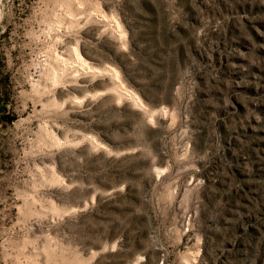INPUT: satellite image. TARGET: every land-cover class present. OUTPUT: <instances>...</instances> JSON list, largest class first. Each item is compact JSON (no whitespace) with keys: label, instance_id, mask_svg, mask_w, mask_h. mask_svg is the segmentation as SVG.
<instances>
[{"label":"rangeland","instance_id":"1","mask_svg":"<svg viewBox=\"0 0 264 264\" xmlns=\"http://www.w3.org/2000/svg\"><path fill=\"white\" fill-rule=\"evenodd\" d=\"M0 264H264V0H0Z\"/></svg>","mask_w":264,"mask_h":264},{"label":"trees","instance_id":"2","mask_svg":"<svg viewBox=\"0 0 264 264\" xmlns=\"http://www.w3.org/2000/svg\"><path fill=\"white\" fill-rule=\"evenodd\" d=\"M113 179L114 178H110V176H105V182H104V184L110 185L111 183H113L115 181Z\"/></svg>","mask_w":264,"mask_h":264}]
</instances>
